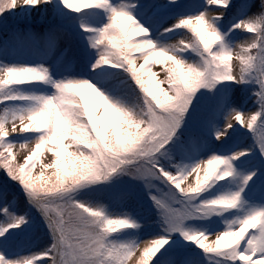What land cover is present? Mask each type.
<instances>
[{
  "label": "snow or ice",
  "instance_id": "6c2138e0",
  "mask_svg": "<svg viewBox=\"0 0 264 264\" xmlns=\"http://www.w3.org/2000/svg\"><path fill=\"white\" fill-rule=\"evenodd\" d=\"M0 264H264V0H0Z\"/></svg>",
  "mask_w": 264,
  "mask_h": 264
}]
</instances>
